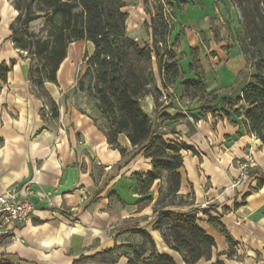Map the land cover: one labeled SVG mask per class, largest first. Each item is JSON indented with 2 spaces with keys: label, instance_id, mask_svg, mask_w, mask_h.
Segmentation results:
<instances>
[{
  "label": "crops",
  "instance_id": "0c3cea01",
  "mask_svg": "<svg viewBox=\"0 0 264 264\" xmlns=\"http://www.w3.org/2000/svg\"><path fill=\"white\" fill-rule=\"evenodd\" d=\"M123 1L127 13L132 0ZM202 1L206 11L208 1ZM1 7L2 0L0 66L6 67L8 74L0 83V194L27 187L35 208L28 223L0 228V260L7 264H106L93 257L114 246L140 245L136 231H144L152 239L156 254L185 264L182 256L164 243L161 232L153 229L159 181L149 190L152 200L144 207L137 203L141 199L137 175L144 178L152 169L150 159L138 154L124 135L118 137L125 149L123 156L110 148L94 117L76 101L79 92L74 71L81 59L71 46L80 42L69 45L56 83L44 84L57 107V117L53 118L47 99L38 96L28 80L29 63L24 53L10 39L9 25L16 12L13 16ZM139 11L143 26L131 23L138 35L145 33L147 20L142 5ZM187 37L179 35L174 47L183 54L178 60L184 70L188 48H196ZM85 43L91 48V56L93 47ZM242 55L240 51L236 57ZM199 63L205 77L200 59ZM229 68L237 79L246 68V60L242 67ZM245 81L241 80L239 87ZM145 99L153 109L151 98ZM178 101L174 103L179 105ZM182 102L189 105L186 100ZM187 108L180 106L183 111ZM163 113L169 118L160 123L157 120L156 134L168 143L179 141L195 151H181L177 193L181 205L162 211L197 212L198 227L215 243L210 259L197 264H212L217 259L224 264H264V186L257 187L264 178V143L245 132L236 139L239 126L219 116L207 115L195 121L174 107ZM251 158L255 164L239 179L240 165ZM208 217L218 218L236 243L231 257L226 255L229 246L224 236L208 224ZM119 253L114 255V264H127L129 252Z\"/></svg>",
  "mask_w": 264,
  "mask_h": 264
},
{
  "label": "trees",
  "instance_id": "16d2710c",
  "mask_svg": "<svg viewBox=\"0 0 264 264\" xmlns=\"http://www.w3.org/2000/svg\"><path fill=\"white\" fill-rule=\"evenodd\" d=\"M231 1L241 16L240 51L245 57L246 68L253 69L238 96L207 91L197 48H188L189 61L185 70L176 57L174 47L179 35L171 38L174 14L191 4L203 9L202 0H153L151 4L149 0H140L147 16L144 29L150 44L139 43L127 36L128 14L123 11L126 6L123 0L11 2L17 16L9 25L10 39L16 49L35 61L34 65H29L28 80L38 96L47 99L53 118L57 117V107L49 99L44 84L56 83L57 72L70 44L83 41L92 45V55L85 57L83 75L90 78V84L85 88L79 80L78 89L96 100L106 126L95 120L94 123L110 148L123 156L125 149L118 143V137L124 135L130 146L138 149V154L150 159L152 169L144 178L137 175L141 195L137 203L146 206L152 200L150 188L156 181L165 179V195L156 201L153 209L157 213L153 229L161 232L164 243L179 253L185 264L209 260L215 247L213 239L198 227L197 212L162 211L181 205V201H177L178 171L183 165L181 151L193 154L195 151L184 143H168L157 135L151 117L143 110L142 101L151 98L153 115L160 121L169 118L163 112L173 109L176 100L194 102L197 108L189 115L195 121L207 115L219 116L239 126L236 139L245 132L264 143V0ZM38 19H43V26L39 33H33L29 25ZM210 33L215 43L221 42L213 22H210ZM7 74L8 69L0 66V83L6 81ZM239 82L237 78L238 87ZM164 96L165 101L169 99L166 105ZM261 186H264V178L257 183V187ZM142 207L138 206V209ZM208 224L224 236L229 246L226 255L231 257L236 243L218 218L208 217ZM136 233L142 240L140 245L114 246L93 258L114 264V255L118 257L119 251H127L131 256L127 264H175L169 256L156 254L154 243L146 232ZM0 264L7 263L0 260ZM212 264L224 263L217 259Z\"/></svg>",
  "mask_w": 264,
  "mask_h": 264
},
{
  "label": "rangeland",
  "instance_id": "374dc122",
  "mask_svg": "<svg viewBox=\"0 0 264 264\" xmlns=\"http://www.w3.org/2000/svg\"><path fill=\"white\" fill-rule=\"evenodd\" d=\"M207 1L208 2L205 9L206 11L199 9L195 4H191L184 11L176 12L174 14L171 38H174L175 35L184 37V35L187 34L189 42L192 43V45H196L194 47L198 49L197 55L200 59L201 65L205 70V86L208 92L215 90L227 96H238L240 94L241 86H236L237 79H235L234 76L232 77V70L229 67L234 65L242 67L245 61L244 55H242L241 58L236 57V55L240 52L239 34L242 32L240 11L231 0ZM11 2L12 0H2L1 8L2 10L7 9V11L12 13L14 16L13 11L15 10ZM149 3H153V0H149ZM139 8L141 10V4L139 0L129 1V7L127 9L129 21L127 19V28L129 27L130 31L127 33V36L131 39L137 40L139 43L150 44V40L145 36V33L142 32L138 35L137 33H139V31H134L135 25L131 24L134 22V24H136L138 27L143 26L142 24L144 18L139 11ZM15 17L13 18L12 22L14 21ZM210 22H213L217 27L221 37V42L218 44L213 41V38L210 35ZM42 26L43 19H38L30 23L29 29L33 33H39ZM71 48L74 49V52L79 51L81 59V62L76 65L74 71L75 86L79 92L76 95V101L80 106L82 105L84 109H88L89 114L94 117V120L98 124L105 127L106 123L105 120L100 116L96 100L89 96L86 91L82 92L78 89L79 80L77 81V79H80L83 82L85 88L90 84V78L83 77V75L86 69L85 57H89L88 53L91 48L85 42H80L75 46H71ZM23 53L29 65H34L35 61H33L31 57L25 52ZM175 53L177 59L179 58L182 60L184 58L183 54H178L177 51ZM252 70L253 69L249 67L245 68L240 73L241 76H239V81L241 82V80L246 79L249 74L252 73ZM232 86H235V88L232 89ZM33 89L35 91L34 87ZM81 92L83 94H81ZM163 98L165 101V96ZM168 101L169 99H166L165 102L168 103ZM178 103L179 105L177 103L173 104L174 109L177 112L186 113L188 115L190 112H194L193 109L197 108V105L194 102L189 103V105H185L182 101H178ZM149 106L146 104V99H144L142 101L143 110L151 117L152 122L154 123V128L157 129V120L160 123V118L153 115V109L150 110ZM180 106L188 107L187 111L180 109ZM171 113L173 114V112ZM176 117L183 116L176 115ZM251 161L255 164V160L253 158H251ZM240 178L241 177H239V179ZM164 182L165 179H161L155 187V190L158 192V199L156 201H160L165 195Z\"/></svg>",
  "mask_w": 264,
  "mask_h": 264
},
{
  "label": "built area",
  "instance_id": "2783aa9c",
  "mask_svg": "<svg viewBox=\"0 0 264 264\" xmlns=\"http://www.w3.org/2000/svg\"><path fill=\"white\" fill-rule=\"evenodd\" d=\"M176 143H179L177 141ZM254 163L251 159L244 161L239 167V177H244ZM31 191L25 187L19 190L5 191L0 194V228H10L14 224L30 221L34 204L29 200ZM205 206V205H204Z\"/></svg>",
  "mask_w": 264,
  "mask_h": 264
}]
</instances>
